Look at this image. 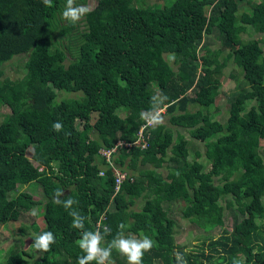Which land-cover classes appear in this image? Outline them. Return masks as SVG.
Returning <instances> with one entry per match:
<instances>
[{
	"label": "trees",
	"instance_id": "trees-1",
	"mask_svg": "<svg viewBox=\"0 0 264 264\" xmlns=\"http://www.w3.org/2000/svg\"><path fill=\"white\" fill-rule=\"evenodd\" d=\"M143 1L96 0L88 10L87 0H0V108L9 111L0 122V226L40 207L43 226L30 228L55 237L37 259L15 247L0 264H77L81 230L56 202L58 189L105 244L121 231L149 236L154 245L142 264H175L176 252L186 264H264V227L256 221L264 218V38H242L247 27L264 35V0ZM75 7L76 16L67 11ZM210 35L218 48H211ZM18 55H26L27 76L4 77L2 66ZM227 60L243 75L227 96L221 123L211 110ZM160 109L170 115L165 123L153 120ZM56 120L60 132L52 128ZM180 129L201 142L217 135L204 152L207 172ZM140 131L145 148L124 145ZM118 142L111 161L130 176L116 191L114 169L99 150ZM170 146L163 162L159 156ZM161 167L165 176L156 170ZM32 182L41 188L40 200L22 190ZM224 194L231 198L223 207ZM225 209L231 230L217 239L204 236L206 250L192 255L176 244L177 218L210 233L222 227Z\"/></svg>",
	"mask_w": 264,
	"mask_h": 264
},
{
	"label": "rangeland",
	"instance_id": "rangeland-1",
	"mask_svg": "<svg viewBox=\"0 0 264 264\" xmlns=\"http://www.w3.org/2000/svg\"><path fill=\"white\" fill-rule=\"evenodd\" d=\"M171 2L172 0H144L142 3L144 5L153 6V5H169ZM95 3L96 0H87L86 8L88 10L92 9L95 6ZM78 8L80 7L74 8L75 13L73 14H75V16L78 15L76 13ZM261 37L264 38V35L255 34L250 27H247L246 33L242 35V38L244 40H247L249 38L260 39ZM208 38L212 39L213 41L211 48L215 49L219 47V42L216 40L214 35H210ZM171 58H172L171 55H165V59L170 63L172 62ZM25 61H26V55H18L17 57H14L12 60L7 62V64H4L2 66L4 77L11 80H15L27 76L26 71L22 68V63H24ZM242 75H243V71L241 67L237 66L232 60H227V63H225V65L222 68V74L220 76V82H221L220 96L216 99L215 105L211 110L212 119L219 121L221 123L225 122L227 117V108H228L227 96L234 89L237 83L236 80L242 79ZM251 104L252 103L250 101H246L244 105L246 109H248L251 106ZM8 112H9L8 110L0 108V122L6 120V115ZM118 112L121 113L120 111ZM155 115L157 117L153 120H155V122H162V123H165L170 117V115L165 114L164 109L157 110L155 112ZM173 115L174 116L176 115V117H183L184 114L180 112H175ZM173 132L175 139L177 137L175 133L176 131L173 129ZM179 133L187 141V148L189 149L191 155L195 152H198L199 154L198 161H200V163L202 164L203 171L207 172L210 169L211 162L210 160L204 157V152L206 150V147L215 140L217 135H214L213 137L207 139L205 142H201L192 139L189 135V132L184 129H180ZM91 137L96 138V136L93 134L91 135ZM260 154L264 159V140L260 141ZM171 155L172 152L170 146L167 148L164 154L159 156V158L162 159L163 162H165ZM147 167L153 168L152 165H148ZM156 170H158L163 176H165L166 170L164 167L158 168ZM126 171L129 173L127 169ZM22 190H26L27 192H29L35 200H40L42 198L41 188L38 184L34 182L27 185L26 188L23 187ZM230 198L231 196L229 194L221 195L220 204L224 207L226 204L225 200ZM263 201H264V197H263ZM137 202L139 201L137 200ZM139 207L140 204H137L135 209H138ZM233 207L236 208L234 202H233ZM175 217H179V215L176 213ZM177 221H178V225L175 228L176 244L179 246H183L184 251L192 255H196V252L200 250H206L208 248V240H205L206 238H204V236H211L213 239H217V237L221 235L223 230L230 232L232 225V219L229 209L224 210L222 227L216 228L210 233H203L197 227L191 225L188 221L181 220L180 218H177ZM256 221L259 225H262L264 227V218L263 219L258 218ZM32 223H35L36 225H38V227L43 226L42 209L40 207H35V208H31L30 210L23 211L22 217L18 222H9L6 225L0 226V259H3L8 253V251L15 247H21L22 249H24V251L28 253L32 259L39 258L40 253L38 249H36L30 243L29 235L33 234L32 229L30 228V225ZM22 225L26 228L24 230L25 231L24 235H21L19 232ZM237 258L239 261H242V257L240 256V254L237 255ZM215 260H217V258ZM113 264H127V261L123 256L117 254L116 259H113Z\"/></svg>",
	"mask_w": 264,
	"mask_h": 264
},
{
	"label": "clouds",
	"instance_id": "clouds-1",
	"mask_svg": "<svg viewBox=\"0 0 264 264\" xmlns=\"http://www.w3.org/2000/svg\"><path fill=\"white\" fill-rule=\"evenodd\" d=\"M67 11H75V9H69ZM67 11L65 14H67ZM52 128L54 131L60 132L63 128V124L60 120H56L52 123ZM122 170L130 176L125 169ZM64 197V190L58 189L55 197L56 202L62 204L63 207L67 209L68 215L71 217L72 227L81 230L79 239L76 243L82 254L77 257V264H91V262H95V264H113V251L123 256L127 264H142L144 253L150 250L154 245V241L149 236L143 235L137 238L133 234L124 235L123 231H121L118 232L110 242L105 244L104 235L100 230H89L85 228V217L80 214L78 209L72 207L76 202L71 197ZM123 227V225H120L121 229H123ZM110 231L111 228L105 225L104 232ZM54 242L55 237L50 230L33 233V246L36 249L46 251ZM175 264H186L182 253H175Z\"/></svg>",
	"mask_w": 264,
	"mask_h": 264
},
{
	"label": "built area",
	"instance_id": "built-area-1",
	"mask_svg": "<svg viewBox=\"0 0 264 264\" xmlns=\"http://www.w3.org/2000/svg\"><path fill=\"white\" fill-rule=\"evenodd\" d=\"M152 121L151 120H147L146 121V124L147 125H151ZM144 127L141 128V131ZM141 131L139 132L138 134V138L136 139V141H134L133 143H127V144H124L125 146H128L129 148L132 147V146H139L140 148H145L146 146V142L144 141L143 137H142V134H141ZM123 145V143L121 142H118L116 144L115 147H112L110 149H105V148H101L99 150V155L100 157L110 166L113 167L114 169V184H115V190L117 191L121 185V183L126 180L129 176L128 174L123 171L122 169H118V168H115L112 161H111V156L113 153L116 152V147L117 146H121ZM99 175H103V172L100 171L99 172Z\"/></svg>",
	"mask_w": 264,
	"mask_h": 264
}]
</instances>
